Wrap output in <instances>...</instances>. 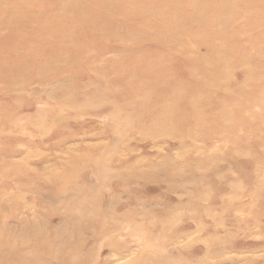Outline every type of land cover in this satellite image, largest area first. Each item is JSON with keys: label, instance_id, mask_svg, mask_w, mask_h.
<instances>
[{"label": "rangeland", "instance_id": "1", "mask_svg": "<svg viewBox=\"0 0 264 264\" xmlns=\"http://www.w3.org/2000/svg\"><path fill=\"white\" fill-rule=\"evenodd\" d=\"M0 264H264V0H0Z\"/></svg>", "mask_w": 264, "mask_h": 264}]
</instances>
